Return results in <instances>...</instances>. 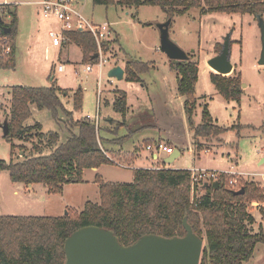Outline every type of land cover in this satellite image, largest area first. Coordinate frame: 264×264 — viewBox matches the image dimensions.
Segmentation results:
<instances>
[{"label": "rangeland", "instance_id": "obj_1", "mask_svg": "<svg viewBox=\"0 0 264 264\" xmlns=\"http://www.w3.org/2000/svg\"><path fill=\"white\" fill-rule=\"evenodd\" d=\"M8 1L13 4L16 2L14 7L18 13L20 50L16 69L0 70V159L11 158L12 143L5 137L2 126L10 111L11 90L14 86L50 87L54 84L60 89L59 95L65 107L71 111H74V94L82 88L83 109L82 113L75 111L76 117L80 114L84 118L89 116L93 119L101 116L102 125L107 118L122 119L111 106L114 90L118 88L128 93L127 124L132 130H140L131 135L123 149L108 151V155L115 160L113 164L103 165L99 171L106 180L132 182L134 165L131 158L136 155L142 162H136L135 165L149 168L166 165L175 169L198 167L250 172L251 175L235 174L234 177L240 176L241 180L254 182L263 191L264 65L259 64L262 34L255 14H204L200 8H193L187 14L173 17L170 27L171 39L189 53L191 60L199 64V79L195 91L198 101L194 114L195 123L202 121V113L207 105L219 125L234 128L219 136L201 138V150L197 151L185 112V98L178 93L177 72L171 68L172 59L161 50L158 25L169 19V14L161 7H106L94 4L93 0H79L78 6L84 15L98 24L111 23V39L114 38L113 29L119 37L118 43L109 39L112 43L108 48L103 46V54L108 58L104 66L95 65L93 71L87 72V64H94L99 58L84 63L82 48L69 41L63 45L61 51L52 47L49 31L58 30L60 25L55 20H46L40 12V7L29 3L37 0ZM4 2L5 0H0V3ZM135 14L137 19L133 16ZM9 19L5 18V22L8 23ZM228 35L231 38V59L234 64V70L229 75L241 74L243 82L244 91L240 102L227 101L217 92L211 81V73L217 72L208 65L209 59L218 54L216 45L223 46ZM9 37L13 42V37ZM127 59L151 63L149 70L140 73L142 82L118 80L108 75L112 67L122 65L125 68ZM59 63L65 64L64 72L58 71ZM32 112L29 123L34 125L35 118H38L47 133L46 136L57 130L58 125L62 127V135L68 134L64 114H61L58 123L47 109L39 111L34 104ZM159 135L162 136L163 143L181 149V156L173 163L165 162L168 157L165 152L159 154L158 160L153 159L145 148V140L159 139ZM33 139L36 142L27 141L29 150L24 156H20L18 150L23 140H13L17 145L15 159L37 154L34 146L37 145L38 139ZM42 149L45 154L50 152L46 144ZM95 176L94 169L87 168L83 182L69 183L64 186L62 193L53 194L42 184L12 182L9 172L0 170V215L63 216L67 212L78 213L83 210L87 201H100L99 185L95 182ZM255 201L259 202L258 209L249 205L251 213L264 214V200ZM254 230L259 232L261 228L254 225ZM263 247V244L257 246L254 258L248 264H264Z\"/></svg>", "mask_w": 264, "mask_h": 264}, {"label": "trees", "instance_id": "obj_2", "mask_svg": "<svg viewBox=\"0 0 264 264\" xmlns=\"http://www.w3.org/2000/svg\"><path fill=\"white\" fill-rule=\"evenodd\" d=\"M93 2L106 7L159 6L169 14V18L187 14L193 8H200L204 14L238 12L264 15V0ZM12 7L14 4L6 6L10 21L6 23L2 16L0 25L2 33L13 37L14 50L8 56H0V70H14L17 67L18 13ZM133 16L138 18L137 14ZM8 28L11 29L10 33H6ZM66 36L69 42L82 48L84 63L97 60V42L90 32L68 31ZM111 38L112 36L110 40L114 43L119 42L117 35ZM111 43L107 40L103 44L107 49ZM216 47L219 53L222 45L217 44ZM170 62L171 68L177 72L178 93L185 98V112L193 131L196 150L200 151L201 138L219 136L234 128L219 125L207 105L202 113V121L195 123L199 64L191 59ZM151 67V63L127 59L125 79L133 83L142 82L140 73ZM211 81L227 101H241L244 91L241 74L222 75L212 72ZM59 90L54 84L50 87L16 85L12 88L7 117L9 134L5 135L12 143L11 158L0 159V170L8 171L12 182L42 184L53 194L62 193L64 186L69 183L83 182L85 169L113 164L114 159L108 155V151L123 149L131 135L140 130H132L127 124L129 102L125 90L115 89L111 104L113 111L120 114L122 119L107 118L103 125H97L89 118H75L74 111L83 109L82 88L74 94V111L65 107ZM34 104L38 110H49L58 123L61 114H64L68 134L62 135V127L59 125L48 136L41 123L27 125L33 115ZM35 137L38 139L34 146L37 154L15 159L17 145L13 140H23L18 150L19 155L24 156L29 150L27 141L36 142L33 139ZM145 142L147 145L152 144L155 139H147ZM45 144L50 150L47 154L42 149ZM233 177L222 173L218 179L219 187L209 184L204 187V193L193 200L190 169L135 168L133 181L130 183L105 182L97 174L95 182L99 185L100 201H87L83 210L78 213L69 212L63 216L0 215V264H64L66 239L85 225L93 224L112 230L120 243L129 245L149 233L165 237L184 236L185 218L195 233L204 239L200 264H245L254 258L257 246L264 245V230H254L256 219L248 209L250 202L264 200V194L256 183L241 179L239 187L233 189L229 183ZM241 188L245 189L244 193L237 194L236 191Z\"/></svg>", "mask_w": 264, "mask_h": 264}, {"label": "water", "instance_id": "obj_3", "mask_svg": "<svg viewBox=\"0 0 264 264\" xmlns=\"http://www.w3.org/2000/svg\"><path fill=\"white\" fill-rule=\"evenodd\" d=\"M255 16L259 21L262 34V53L259 64L264 65V15L257 13ZM172 21L171 17L158 25L161 50L172 60H189V53L179 47L170 37ZM10 32V28L6 29V33ZM208 65L222 75H229L234 70L230 35L225 38L220 52L209 59ZM108 75L111 78L122 80L125 77V69L121 66L112 67ZM2 127L4 135H8V120ZM179 155L180 151L175 149V152L170 154L165 162L173 163ZM212 185L217 188L219 182L215 181ZM244 191L245 189L241 188L236 193L242 194ZM184 227L186 229L184 236L165 237L149 233L143 235L135 243L125 245L120 243L112 230L93 224L85 225L66 239L64 264H200L204 239L195 233L187 218L184 219Z\"/></svg>", "mask_w": 264, "mask_h": 264}, {"label": "built area", "instance_id": "obj_4", "mask_svg": "<svg viewBox=\"0 0 264 264\" xmlns=\"http://www.w3.org/2000/svg\"><path fill=\"white\" fill-rule=\"evenodd\" d=\"M16 3V2H15ZM35 3L40 7V12L46 20H55L59 23L60 27L58 30L51 29L49 35L52 38V45L57 47H62L65 43L69 41L66 36L68 31H88L90 32L97 42V53L96 56L99 58L98 62L87 64L85 70L91 72L94 70L95 65L99 67L104 66V63L108 61V58L103 54L104 41H107L111 37L112 33V24L111 23H95L91 21L86 15L83 14V11L79 8V0H37ZM7 5H13V3L5 1L0 3V21L3 20L2 16L5 18H10V14L6 8ZM2 19V20H1ZM14 46L8 34L1 32L0 25V56H8L13 53ZM66 66L64 63H59L58 71L64 72ZM93 120L97 125L100 123V117L93 119L92 117H87ZM152 155L153 159L158 160L159 154L165 152L167 156L175 152V149L163 142H155L148 144L145 147ZM115 160V159H114ZM156 167V168H165ZM170 168V167H167ZM192 199L201 196L204 193V187L206 184H212L215 181H218L222 173L232 175L235 174L243 176L244 172H238L237 170H209L205 168H192ZM254 175H259L258 173H253ZM264 175V173H263ZM233 177L230 180V185L233 189L239 187V177ZM264 191V185H263ZM249 205L257 206L259 202L252 201ZM248 205V209L250 208Z\"/></svg>", "mask_w": 264, "mask_h": 264}, {"label": "crops", "instance_id": "obj_5", "mask_svg": "<svg viewBox=\"0 0 264 264\" xmlns=\"http://www.w3.org/2000/svg\"><path fill=\"white\" fill-rule=\"evenodd\" d=\"M5 1H8V0H5ZM9 2V1H8ZM80 3V2H79ZM14 4H16V3H14ZM35 4V3H34ZM37 5V4H36ZM9 19V18H8ZM10 20V19H9ZM115 31H114V29H113V35H115ZM19 44H20V42L17 40V55H18V52H19V50H20V46H19ZM51 46L52 47H56V48H58V49H60V51H61V49H62V47H57V46H53L52 44H51ZM80 48V47H79ZM216 54H214L213 56H215ZM121 67H123L122 65H120ZM210 67V66H209ZM124 68V67H123ZM125 69V68H124ZM110 70V69H109ZM124 79H125V77H124ZM177 80H178V78H177ZM177 83H178V81H177ZM118 89V88H117ZM181 96V95H180ZM183 97V96H182ZM128 101H129V97H128ZM40 111V110H39ZM42 111V110H41ZM76 112H80V113H82V110L81 111H76ZM129 112V111H128ZM39 115V114H38ZM74 115H75V118L76 119H81V118H84L83 117V115H81L80 114V116L79 117H76V113H75V111H74ZM86 118L87 117H89V116H85ZM35 120H36V122H40L39 121V119L38 118H35ZM27 125H32V124H30L29 123V121L27 122ZM161 138H153V139H155L157 142H163V140L161 141V139H162V136L161 135H159ZM155 143V142H154ZM169 146V145H168ZM171 147H173L174 149H178L179 151H180V155H179V157L181 156V154H182V151H181V149H179L177 146H171ZM263 154H264V152H263ZM15 156H16V153H15ZM264 160V159H263ZM131 163L134 165V168L133 169H135V168H140V167H144V168H149L148 166H138V165H135V163L136 162H139V161H141L140 160V158L139 157H137L136 155H133V157L131 158ZM142 162V161H141ZM140 162V163H141ZM264 162V161H263ZM105 165V164H104ZM132 166V165H131ZM103 167V165L102 166H100L99 168H92V169H94V171L96 172V175L97 174H99L101 177H102V179L105 181V182H109V183H121V182H113V181H108V180H106L104 177H103V175L102 174H100L99 173V171L101 170V168ZM86 170V169H85ZM85 170H84V173H83V181H84V174H85ZM244 173H245V171H244ZM250 172H247V173H245V175H251V174H249ZM95 179H96V176H95ZM36 185V184H35ZM49 192V191H48ZM263 213V212H262ZM262 213H257V212H253V215H254V217H255V219H256V224L254 223V225H257L258 227H260V228H263L264 229V214H262ZM256 228V227H255ZM264 246V245H263ZM264 248V247H263ZM250 262V261H249ZM249 262H247V263H245V264H248Z\"/></svg>", "mask_w": 264, "mask_h": 264}]
</instances>
